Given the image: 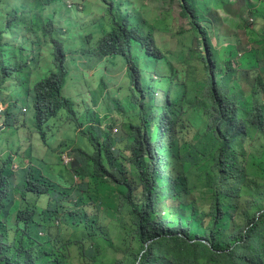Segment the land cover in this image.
<instances>
[{
	"label": "trees",
	"instance_id": "trees-1",
	"mask_svg": "<svg viewBox=\"0 0 264 264\" xmlns=\"http://www.w3.org/2000/svg\"><path fill=\"white\" fill-rule=\"evenodd\" d=\"M93 1L0 0V264H264V169L245 165L242 143L264 141L256 92H264V60L239 66L252 50L241 38L253 43L257 32L264 41V0H177L188 31L170 14H149L147 0ZM90 2L97 16L81 19ZM246 15L260 22L250 32ZM117 67L126 74L110 86ZM80 74L81 91H73ZM103 97L117 134L92 108ZM50 132L60 154L75 144L70 171L83 180L75 189L48 176L33 153ZM200 161L214 197L209 207L184 208L198 213L191 224L168 227L158 218L163 205L188 203ZM103 184L126 189L119 223L80 201ZM116 226L126 231L123 245L107 230Z\"/></svg>",
	"mask_w": 264,
	"mask_h": 264
},
{
	"label": "rangeland",
	"instance_id": "rangeland-1",
	"mask_svg": "<svg viewBox=\"0 0 264 264\" xmlns=\"http://www.w3.org/2000/svg\"><path fill=\"white\" fill-rule=\"evenodd\" d=\"M91 2H93L94 4L99 3V1H93V0H91ZM91 2L89 3L90 9H88L86 15L80 16L81 19L82 18L94 19V17L97 16L96 14L89 13L92 10ZM145 3L147 6L146 10H148L149 14L151 13L155 17H158L160 20H163L167 16V14H170L175 19H178L177 22L174 24H178L181 31H188L191 29L189 21L183 16H181V10L177 0H147ZM249 4H250L249 10H251L255 5V3L254 2L250 3L249 1ZM223 17L226 23L229 24V26H231L233 29L237 28L235 31L244 32L242 29H238L239 21L237 19H233L226 14H224ZM245 17L248 21V30L245 29V32L252 31L260 23L256 19L251 18V16L249 15H246ZM245 37L246 39L241 38L242 42L244 44L246 43V46L249 49H251L252 47V50L248 55H246L240 61L239 66L241 69H253L257 67L258 60H264V41L262 42V37H260L257 32H254L253 43L252 40L247 39L246 34ZM248 41L250 42L249 44ZM125 74H126L125 68H122L120 70V67H117L112 74V77L117 82L115 84H111L110 86L117 85ZM263 78H264V74H263ZM232 87L234 89V85ZM256 92L258 93V95L263 94L264 96V92H261V90H257ZM56 138L57 135H52L50 132V140L47 144L48 146H41L39 148V152L43 155L41 158L45 163L44 166L45 173L48 176L50 174L55 178L60 175V173L64 170L66 166L62 161H60L61 164L59 165H52L55 160L54 151L56 149ZM195 139H196V134L193 136L191 141L188 142V145H191L195 141ZM243 142H245V146L243 150L244 152L247 153L245 156L246 158L245 165L253 172H260L261 170L264 169V161H262L264 160V141L260 138L250 139L248 136H245L242 143ZM69 152H71V150ZM35 153H37V148L35 149ZM56 154H60V151H57ZM203 162L204 161H200L197 163L196 166L191 167V169L195 171L197 175L190 177L191 182H189L188 188L191 190V192L189 194L187 193L188 203L182 204L180 203V199H176V198H170L167 202L164 203L163 207L167 210L165 209L162 210L158 218L168 219V224H167L168 227L179 225L182 223L191 224L192 219L196 218L198 216V213L195 211L194 207L188 210H185L184 208L190 206L194 202H198V204L201 207H209L211 200L214 197V191L212 190V188L204 186L205 180L208 177V175L205 171H202L200 169V167L204 165ZM196 187L200 190H196ZM95 189H96V193L93 196L87 193L85 196H83L80 199L82 204H85L88 201H92L94 203L99 204L100 211L102 213L108 212L110 218L119 223L120 220L122 219L119 213L120 194L125 192L126 189L122 186H113V188H111L108 191L109 186L104 184L101 186H97ZM196 195L202 197L206 203L204 201H200L198 198H195ZM75 201L76 200H73V202ZM81 207L82 205L79 204L77 208L78 211H82ZM169 213L172 216H168ZM175 217H179V218L175 219ZM96 220H97V216H91L89 218V222L91 225H94ZM7 224L11 225L12 221H8ZM126 224H127V229L130 230L129 232L130 234L134 230V226L130 218H126ZM107 230L110 231V233L113 235L116 244L123 245L125 242H128L125 236L126 231L122 227L116 226L115 229L109 228Z\"/></svg>",
	"mask_w": 264,
	"mask_h": 264
},
{
	"label": "clouds",
	"instance_id": "clouds-1",
	"mask_svg": "<svg viewBox=\"0 0 264 264\" xmlns=\"http://www.w3.org/2000/svg\"><path fill=\"white\" fill-rule=\"evenodd\" d=\"M116 68H112V69H110L109 70V74H110V76H112V74H113V72L112 71H114ZM126 70V69H125ZM90 73V75H92V71H90L89 72ZM82 78H81V74L80 75H78L77 76V78H76V80L75 81H73L72 82V86H73V91H81L80 90V83H82ZM73 91L72 92H70V91H65V94H67V95H73L74 93H73ZM112 102H110V101H108L105 97H103V98H101L99 101H97V102H95L94 104H93V106H92V108H93V110H95V111H97L96 113H99V114H101V115H108V117H109V119H110V122H109V124H108V127H112L111 128V132H112V134H117L118 133V131H119V123H118V121H112V118L115 116V115H113V114H108V113H105L102 109H101V107H102V105H109V104H111ZM77 106L79 107V108H81L82 107V104L80 103V102H78L77 103ZM4 108H5V105H3L2 104V100H1V98H0V113H3V110H4ZM21 111H22V113L23 114H25L26 116H28V117H32L33 116V114L35 113V110H34V108L31 106V105H23L22 106V108H21ZM118 117V119H119V117L120 116H117ZM102 128L103 129H107L106 128V126L105 125H103L102 126ZM86 130V126L85 127H83V128H78V129H75L74 130V133L76 134L77 132H79V133H81V132H83V131H85ZM75 144H71L70 145V147L66 150V151H64L63 153H61V154H56V152H57V150H55L54 151V155H55V160H54V163L52 164V165H59V164H61V162L60 161H62L65 165V168H64V170L60 173V175L58 176V177H56V179H59L61 176L62 177H65L66 178V181H67V184L70 186V184L72 185V187H73V189H75L76 187H77V185L79 184V183H81V182H83V180L81 179V176H79V175H77V174H75V173H72L71 171H70V169H71V167H70V165H71V163L74 161V150H73V146H74ZM41 146H45L44 144H42V143H36L35 145H34V147H33V153L37 156V157H39V156H41L42 154L39 152V148L41 147ZM37 148V153H35V149ZM71 150V152H69ZM85 154H88V152H93V147H91V149H89V150H87V152L86 151H83ZM40 163H41V168H42V170L43 171H45L44 170V166H45V163H44V161H43V159H41L40 160ZM43 163V164H42ZM63 163H62V165H63ZM15 168H17V167H15ZM54 177V176H53ZM55 178V177H54ZM83 207V206H82ZM82 207H81V209H82ZM65 209H66V213H70L69 212V210H68V206H66L65 207Z\"/></svg>",
	"mask_w": 264,
	"mask_h": 264
},
{
	"label": "bare ground",
	"instance_id": "bare-ground-1",
	"mask_svg": "<svg viewBox=\"0 0 264 264\" xmlns=\"http://www.w3.org/2000/svg\"><path fill=\"white\" fill-rule=\"evenodd\" d=\"M115 138V137H114ZM122 138V137H121ZM116 143V142H115ZM117 146V145H116ZM114 151V150H113ZM60 172V171H59ZM96 179V178H95ZM54 181V180H53Z\"/></svg>",
	"mask_w": 264,
	"mask_h": 264
}]
</instances>
